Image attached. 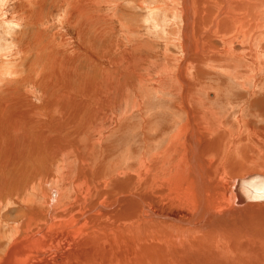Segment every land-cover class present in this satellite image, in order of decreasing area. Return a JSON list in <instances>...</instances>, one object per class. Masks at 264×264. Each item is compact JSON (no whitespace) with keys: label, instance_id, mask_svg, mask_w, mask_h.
<instances>
[{"label":"bare ground","instance_id":"1","mask_svg":"<svg viewBox=\"0 0 264 264\" xmlns=\"http://www.w3.org/2000/svg\"><path fill=\"white\" fill-rule=\"evenodd\" d=\"M196 1L170 0L179 9L175 23L182 24L185 54L180 65L164 62L174 58L170 51L154 65L165 78L158 92L166 93L152 105L146 98L144 110L116 112V106L129 99L135 80L147 79L149 49L137 57L124 51L125 62L121 56L115 68H103L102 80L87 77L77 91L78 67L70 56L58 59L54 48L39 51L47 61L41 72L26 77L10 70L20 77L0 87V247L3 237L10 244L0 264H264V197L257 195L264 188V49L254 45L264 29L249 33L264 19V0H245L238 12L232 5L239 2L214 0L221 9L216 18L212 0H198V8ZM229 14L246 17L224 18L213 39L223 41L231 61L247 62L245 70L233 61L225 67L226 58L209 45L213 28L206 27ZM236 20L240 25L229 32ZM215 62L225 67L220 74L247 91L235 114L223 106L236 93L233 81L225 86ZM51 72L55 84L48 81ZM37 73L42 105L50 108L31 126L25 123L41 104L26 93L16 98V86L34 83ZM147 106L160 108L149 112ZM252 172L263 178L241 181ZM36 191L41 203L27 204ZM9 224L18 233L8 236Z\"/></svg>","mask_w":264,"mask_h":264},{"label":"rangeland","instance_id":"2","mask_svg":"<svg viewBox=\"0 0 264 264\" xmlns=\"http://www.w3.org/2000/svg\"><path fill=\"white\" fill-rule=\"evenodd\" d=\"M67 1L0 0V72L4 71V74L2 76L0 75V87L3 86L7 80H16L20 77V75L17 76L16 74H12L10 70H16V72L21 71L23 76L26 77L36 72H41L43 66L47 64V61L42 56H39L40 50H44L42 53H50V50L54 48L55 51L58 52V54H55L58 59H64L66 57L73 58L74 65L78 67L80 71L79 76L77 75V77L73 79L78 82V84H74L76 89H73L75 91L80 90L82 84H84L86 82L85 80L89 77L93 76L94 82L102 80L101 73L103 68H115L116 66L114 65L119 61L118 58H121V56L123 57L122 53L124 51H131L134 53V57L139 56V54L144 56L150 53V56L153 55V59L145 60L144 67H146L147 70L146 73H144V79H147L137 83H135V80L132 83L133 85L128 89L131 97L129 96V99H123L122 102H118L116 112H120L122 108L127 106H129V108L131 106H139L140 110H144L141 106L145 105L146 98L149 97H151L152 100L154 99L151 103L149 101L150 105L159 103L156 100L157 97L166 93L158 92V88L163 85L165 78L163 79L161 76L156 75L153 72V67H155L157 63L163 61V58H165L164 55H167L166 53L168 51L174 55V58L164 59V62L171 65H176L177 63L180 65L185 54L182 47L179 46L182 24L175 23L177 21L176 15L179 11V9H176V3L170 2V0H168L169 2L167 1V4H165V0H109L110 2L107 0H82L77 3L74 2L69 4ZM178 2L181 4L182 1ZM238 2V8L232 5L233 12L243 10L245 0H233L232 3L237 5ZM196 4L198 8V0ZM209 9L214 18L218 16L221 10L214 0H212ZM181 16L182 15H179L178 17L179 22H181ZM197 17L198 11L196 21ZM234 17L242 19L246 16L244 14H242V16L233 14L223 15L206 27L207 29L213 28V31H207L212 37L209 45L215 47L219 56L226 58L221 60L222 62H226L225 67L231 65L229 63L232 61V65L241 66V64H243V62L231 61V58L228 57L234 55L226 52V45L223 41L220 39L217 40L216 38L213 39L218 33H222L220 31L222 20L224 18L229 19ZM261 24L263 25L261 26ZM195 25L194 34L197 33L198 27L197 23H195ZM239 25V20H236L233 26L228 27V31L235 32ZM256 26H259V29H264V19L262 22H259L258 25L252 23L249 27V33H252ZM259 29L257 33H260ZM262 33L264 34V30ZM247 42L251 45L253 44L250 41ZM263 42L264 38L260 40L259 43H254V45L258 46V49H264ZM238 48L240 49L241 46L238 45V47H234L236 51ZM136 49L139 50L137 51ZM148 49L149 51L147 53ZM126 58L127 57L122 58L123 62L126 61ZM131 61L132 60H130V62ZM245 64L247 65L248 63L244 62V65L237 70H245ZM213 65L216 67L215 70H218L217 76L220 78L222 77L223 81L224 79L228 81L225 75L220 74L225 67L217 64V62L213 63ZM95 67L97 69H94ZM263 68L261 70L264 71ZM215 70H211L213 75ZM143 71L144 70H142V72ZM263 71H261V73ZM149 72H152V75H150L151 73L149 74ZM228 72L229 71H227V74ZM38 74L39 73L34 75L36 76V78L33 79L34 83L24 80L21 84L16 86L15 82V86L19 90V94L15 95L16 98L19 99L21 95L26 93V97L31 95V99L41 104L39 108L33 109L30 117L25 123L31 126H33V120L38 119V113L46 117L45 114L50 108V106L42 105V89L44 87L38 82ZM262 74L264 75V72ZM82 76L84 77L82 78ZM48 81L55 84L58 81L57 75L51 72L48 76ZM76 81H74V83H76ZM229 81L225 86L231 87L230 83L233 81L232 88H234L236 93H230L228 96L226 95L227 98L223 101L225 102L223 106H226L225 113L235 114L234 111L239 107V101L237 99L242 94H246L247 91L241 85L235 83L231 78H229ZM45 84L46 86L48 85V83ZM65 84L68 86V83ZM203 84L206 85L209 83L203 81ZM245 84V87L248 89L252 88L250 81H246ZM217 91V94L221 93L219 90ZM202 94L204 93L201 92V95ZM9 99L10 98H7V100ZM245 100V102L243 101L245 105L244 113L248 114L249 97ZM138 101L140 105L137 103ZM229 102L233 103L229 104ZM97 104L99 105V103ZM28 106L31 107L30 104H28ZM216 106L218 107V105ZM145 108L149 112H152L158 110L160 107L147 106ZM14 120L18 123L19 118H14ZM170 136H173V133ZM253 174L263 175V173L252 172L247 174V176ZM241 178H245V176ZM32 196L35 200L27 202V204L32 205L41 203L38 191L33 193ZM21 217H18V219ZM15 219L16 218H10L8 222L14 224L13 220ZM12 224L5 225L6 227L4 226L8 229V236L11 233H18V230L14 228ZM33 230H35V228H33ZM34 234L36 233H31L28 236ZM8 238L9 237H3V246L0 247V255L5 253L7 247L10 246Z\"/></svg>","mask_w":264,"mask_h":264},{"label":"water","instance_id":"3","mask_svg":"<svg viewBox=\"0 0 264 264\" xmlns=\"http://www.w3.org/2000/svg\"><path fill=\"white\" fill-rule=\"evenodd\" d=\"M260 178H263V177L261 175H252V176H250L249 179L245 178V179H243L241 181L242 182H252L253 180H257V179H260ZM249 180H251V181H249ZM240 188H242V187H241L240 183H238V185L236 186V191L237 190L240 191ZM260 190H261V188H260ZM257 195H259V197H264V188L262 189V191H259L257 193ZM252 196L253 195L248 196V197H244V198H245V200H250V199H252Z\"/></svg>","mask_w":264,"mask_h":264}]
</instances>
